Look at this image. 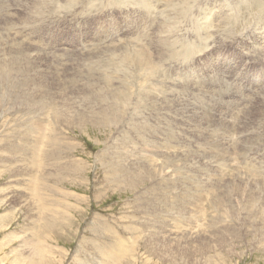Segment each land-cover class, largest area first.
Here are the masks:
<instances>
[{
	"label": "rangeland",
	"instance_id": "1",
	"mask_svg": "<svg viewBox=\"0 0 264 264\" xmlns=\"http://www.w3.org/2000/svg\"><path fill=\"white\" fill-rule=\"evenodd\" d=\"M36 1L0 0V65L18 72L21 59L30 76L0 83V264H264V98L247 93L243 99L252 102L239 101L244 113L226 128L232 113L210 103L211 73L201 67L225 57L222 70L228 69L222 78L250 70L264 84V58L248 41H235L237 31L226 35L224 15L218 20L236 5L252 21L259 20L251 5L264 0H197L192 7L196 17L189 11L185 16L171 13L165 1L153 11L154 0H74L69 8L64 7L68 0H52L59 9L54 17L46 10L30 25ZM210 11V20L203 18ZM198 18L208 22L199 27L204 34L196 31ZM165 25L176 38V57L168 62L158 60ZM104 37L109 39L100 43ZM35 40L39 45L32 46ZM182 41L207 49L184 61ZM136 52L159 61L166 95L154 94L157 75L141 77L140 86L134 78L125 81L131 88L125 97L129 105L107 113L120 118L117 128L110 122L96 127L95 112L102 121L108 110L98 109L91 84L104 86L108 70L107 90L123 86V56ZM172 77L187 87L186 94L196 93L197 114L186 108L190 95L169 92V87L180 88L168 83ZM83 113L92 121L82 123ZM217 131L229 133L236 143ZM135 171L142 177L138 187L128 175ZM232 229L241 236L231 234Z\"/></svg>",
	"mask_w": 264,
	"mask_h": 264
},
{
	"label": "bare ground",
	"instance_id": "2",
	"mask_svg": "<svg viewBox=\"0 0 264 264\" xmlns=\"http://www.w3.org/2000/svg\"><path fill=\"white\" fill-rule=\"evenodd\" d=\"M69 1V3L68 4H65L64 5V7L65 8H69V7H71L72 5V3H74V0H68ZM114 0H110V2H113ZM167 3V7L171 10V13H173V14H177V15H183V16H185V15H187L188 14V11H189V14L188 15H190L191 17H196V15L198 14V12H196L194 15H193V12L195 11V8H192L194 5L193 4H195L194 2H196L197 0H154V3H153V5H151L152 7L149 9V10H153L154 8H156L158 5H162V4H166L165 2ZM209 1V0H208ZM207 1V2H208ZM157 2V3H156ZM176 2L178 3H181V4H177L176 5ZM200 2V1H199ZM198 2V3H199ZM76 3V2H75ZM206 3V2H205ZM228 3V2H227ZM34 4V7H33V9L29 12V14L31 15V19H32V22L30 23V25H36V23H37V20L38 19H40V17H41V15L43 14V12L44 11H46V10H51L52 11V14H53V16L52 17H54V13H53V11H57V10H59V9H57L56 7H55V3H52V0H37L36 1V3H33ZM149 4V3H148ZM214 4V3H213ZM212 4V5H213ZM210 5V4H209ZM224 5V4H223ZM31 6V5H30ZM62 7H63V5H62ZM77 6H75L74 8H72L71 10H74L75 8H76ZM195 7H196V4H195ZM226 7H227V5H226ZM30 8V7H29ZM125 8V7H124ZM149 8V7H148ZM192 8V9H191ZM200 8V7H199ZM209 8V7H208ZM125 9H128V8H125ZM251 9L252 10H257L258 12L256 13V18H259V20L258 19H254L253 21H252V16H251V14H244V13H242V12H240L239 11V9H238V7H237V5H236V7H231V8H229V10H228V14H226V13H224V14H220V15H218V20H220L222 17H223V15H224V18H223V21H222V23H223V25H224V30H226L227 32V34L226 35H228L229 36V34L233 31V32H235V31H237V35H234L235 36V38H234V40L235 41H238V40H246V41H248L249 43H250V45H251V48L253 49V50H255L256 52H258L263 58H264V3H259L258 1H253V3H252V5H251ZM163 10H164V8H163ZM196 10H197V8H196ZM28 11H29V9H28ZM154 11V10H153ZM153 11H151V12H153ZM157 11V10H156ZM198 11V10H197ZM220 11V10H219ZM167 12V11H166ZM165 12V13H166ZM224 12V11H223ZM227 12V11H226ZM164 13V14H165ZM209 14H207V15H205L203 18H208L209 20H210V18L212 17V11H210V12H208ZM215 13H217V12H215ZM150 14V13H149ZM152 14V13H151ZM167 14V13H166ZM170 16V15H169ZM168 16V17H169ZM172 16H175V15H172ZM217 16V15H216ZM200 17V16H199ZM164 18H167V17H165V15H164ZM170 18V17H169ZM181 18V17H180ZM27 19V18H26ZM31 19H30V21H31ZM177 19V18H176ZM193 19V18H192ZM29 20V19H28ZM27 20V21H28ZM166 20H168V18L166 19ZM170 20V19H169ZM191 20V19H190ZM198 20V24H197V33H199V34H204L203 33V31L202 30H200V26L202 25V27L205 25L206 26V24L208 23V22H206L205 23V21H201V19L200 18H198L197 19ZM208 20V21H209ZM175 21V20H174ZM215 21V20H214ZM162 22V21H161ZM165 22V21H164ZM163 22V23H164ZM170 22V21H169ZM172 22V21H171ZM196 23H197V21H195ZM194 22V23H195ZM211 22V21H210ZM209 22V23H210ZM162 23V24H163ZM176 23V22H175ZM216 23V22H215ZM166 24H169L168 22L166 23ZM178 24V23H177ZM24 25V24H23ZM176 25V24H175ZM160 27V26H159ZM6 28V27H5ZM14 28V27H13ZM176 27H174L173 29H175ZM159 29V28H158ZM171 29V28H170ZM240 29H242V30H240ZM171 32V30H168V28H167V30H166V25H165V29L163 30V32L160 34V41L158 42V45L160 44V47H161V49L164 51L163 53H161L162 55L159 57L158 55V60L160 61H162L163 59H165L167 62H168V60L167 59H169L170 57H172L173 55H174V53L176 52V50L174 49V47L176 46L175 45V37H170L172 34L170 33ZM174 30H172V32H173ZM220 31H222V30H220ZM230 31V32H229ZM17 32V31H16ZM19 32V31H18ZM176 32V31H175ZM181 32V31H180ZM179 32V33H180ZM205 32H207V30H205ZM232 32V33H233ZM186 33V32H185ZM101 34H106V32H101ZM155 34V33H154ZM213 34V33H212ZM235 34H236V32H235ZM231 35V34H230ZM180 36H181V34H180ZM187 36V35H186ZM217 36V35H216ZM215 37V36H214ZM196 38V37H195ZM218 38H220V37H218ZM109 39V37H104V38H102L101 40H100V43H102V42H105L106 40H108ZM142 39V38H141ZM155 39V38H154ZM190 39H194L193 38V36L192 37H190ZM205 38L204 37H202L201 39H198L199 40V43H200V45L202 44V42H203V40H204ZM151 40V39H150ZM195 40V39H194ZM228 40V39H227ZM146 41V40H145ZM144 41V42H145ZM218 41V40H217ZM220 41V40H219ZM141 42H143V40L141 41ZM143 42V43H144ZM148 42V41H147ZM195 42L196 41H194L193 42V44H195ZM99 43V44H100ZM189 42L188 41H182L181 43H180V51H179V54L181 55V56H183L184 58V61H186L187 59H189L193 54H192V52H195L196 54H201L202 52H204V50L205 49H207V48H198V47H190V45L188 44ZM36 44L37 45H39V43H37V41L35 40L33 43H32V46H36ZM40 45H41V43H40ZM149 45V44H148ZM151 45V44H150ZM156 45V44H155ZM157 45V46H158ZM152 46V45H151ZM149 47V46H148ZM211 48H212V44H211V46H210ZM245 47V46H244ZM5 49V48H4ZM134 49V48H133ZM2 50V49H1ZM150 50V49H149ZM179 50V49H178ZM133 51V50H132ZM154 51V50H153ZM5 52V51H4ZM8 52V51H7ZM126 52V51H125ZM157 52V51H156ZM161 52V51H160ZM159 52V53H160ZM150 53V52H149ZM148 53V54H149ZM153 53V52H152ZM158 53V54H159ZM1 54V53H0ZM132 54V53H131ZM145 54H146V52H145ZM147 54V55H148ZM5 55H7V54H5ZM150 55V54H149ZM178 55V54H177ZM18 56V55H17ZM175 56V55H174ZM12 57V56H11ZM16 57V56H15ZM113 57H115L114 55H113ZM176 57V56H175ZM122 58V57H121ZM155 58V56L152 58V57H146V56H143L141 53H138V52H136V53H133L130 57H127V56H123V60H124V64H125V72L122 74V77H123V80H122V82L123 83H125L126 84V86H125V84L123 85V86H121V87H118V88H115L114 86V88L115 89H113L112 88V90L110 89L109 91L107 90V88H109V85H108V82L110 83V80H111V78H112V75L110 76V73H108L107 71H104L103 73H104V77H103V81H104V86H97L96 87V85H95V83L94 84H91V85H93V88L92 89H94V91L95 90H97V91H95L93 94H95V98H97L96 100L94 99V98H92V97H90L89 98V96H88V94H86L88 97H87V99H90L91 101H94L95 100V102L97 101V100H99V103L100 104H98V102L96 103V104H98V109H100V110H108V111H104V114L105 115H103V119H102V121H101V119H100V117H99V114H98V112L96 111L95 112V114L98 116V118L96 119V120H93V124L96 126V127H101L100 126V124H106V122H110V126H113V124H115L113 127H115V128H117V125H118V122L120 121V118L118 117V118H114V117H109L108 115H107V113H111V112H113V113H115V114H117L118 112H119V109L118 108H120V109H124L125 107H124V105L125 104H128V103H130L129 101H127L126 100V98L125 97H129V95H130V92H131V88H130V86L127 84V82H125V81H128V83H130V80L131 79H135V82L136 83H138V85L140 86V78L141 77H144V76H147V77H155L156 75V80H157V83H158V86H159V88H158V90L156 91V92H154V94H156V93H160V94H164V95H166V93H165V91H164V87H165V84L166 83H164L163 82V80H162V75L161 76H159L158 77V75L160 74V73H162V69H161V66H156V65H159L158 63H159V61H157L156 59H155V63H154V59ZM182 58V57H181ZM2 59V58H1ZM120 59V58H119ZM171 59V58H170ZM118 60V59H117ZM121 60V59H120ZM119 60V61H120ZM122 60V61H123ZM165 60H163V61H165ZM2 61V60H1ZM7 61V60H6ZM25 61H27V57H25ZM157 61V62H156ZM165 61V62H166ZM173 61V60H172ZM19 67H18V72L17 71H12L11 70V68H9V67H4V66H2V65H0V83H2L3 81H9L10 79H17V76L16 75H23V74H26V76H28L29 75V71H27V70H25L23 67H22V62L23 61H21V59L19 60ZM221 62V67H217L218 66V63H220ZM2 63H3V61H2ZM164 63V62H163ZM175 63H181V62H175ZM225 64H226V60H225V57H216L215 59H211L210 61H209V63H203V66H201L203 69H207V72H208V74L209 73H211V79H210V83H209V89H208V95H210L211 94V96L213 97V98H210V103H213V104H215L216 106H219V109H221L220 108V106L221 105H223L225 108H224V110H228L229 111V113H232V115H231V119L230 120H228V121H226L225 122V124H224V126L226 127V128H228L229 126H231V125H235L236 124V117L242 112V108H239V106H240V102L239 101H241V102H252V100L250 99V100H248V101H245V99H243V97H245L246 95H247V93L249 94V92H250V94H251V96H252V99H256V100H258V99H262V98H264V90H263V92L261 93V94H263L262 95V97H261V95L260 96H258V92H259V90H261L260 89V87H262V89L264 88V84L263 85H259L258 83V79L256 78L257 76H255L254 75V77H251L252 75H253V73H252V75H249L250 74V70H247V71H245V72H241V71H233L231 74H229L230 76H227V75H225V77L224 78H222L223 77V74L225 73L224 71L226 70V69H228V68H226V69H224V70H222L223 69V67L225 66ZM4 65V64H3ZM10 65V64H9ZM122 65V64H121ZM120 65V66H121ZM127 65V66H126ZM183 64H181V65H179V66H182ZM263 65V68H264V63H262L261 64V66ZM165 67V66H164ZM194 67V66H193ZM200 67V68H201ZM105 68V67H104ZM158 68V70L156 71V69ZM192 69V68H191ZM189 70V69H188ZM33 71V70H32ZM204 71V70H203ZM254 71H256V70H253V72ZM206 72V71H205ZM204 72V73H205ZM37 73V72H36ZM39 73V72H38ZM179 73V72H178ZM255 73V72H254ZM258 73V72H257ZM201 74V73H200ZM179 74H177L176 76H178ZM262 76V78H264V71L262 72V74H261ZM187 76V75H186ZM259 76H260V74H259ZM100 77V76H99ZM208 77V76H207ZM28 78H30V76H28ZM42 78V77H41ZM44 78V77H43ZM46 79V78H45ZM102 78H100L99 80H101ZM143 79V78H142ZM151 79V78H150ZM160 81H159V80ZM19 80V79H18ZM26 80V79H25ZM205 80V79H204ZM260 80V79H259ZM262 80H264V79H262ZM24 81V80H23ZM28 81V80H27ZM31 81H32V79H31ZM38 81V80H37ZM142 81V80H141ZM11 82V81H10ZM9 82V83H10ZM22 82V81H21ZM32 82H34V81H32ZM114 82V81H113ZM121 82V81H120ZM160 82H162V83H160ZM262 82V81H261ZM14 82H12V84H13ZM122 83V84H123ZM132 83V82H131ZM151 83V82H150ZM168 83H171L173 86H175V85H178V86H180V90L179 89H174V88H172V87H169L168 89H169V92L171 93V94H173V95H181V96H188V95H190V100L189 101H187L186 102V108H187V110L188 111H191V112H194V113H196L197 111H196V105L197 104H193L194 103V96L196 95V93H189V94H186V93H188V91H187V87L185 86V85H183V83H181L180 81H178L175 77H172V78H169L168 79ZM197 83V82H196ZM206 83L208 84V82L206 81ZM3 84V83H2ZM1 84V85H2ZM16 84V83H15ZM34 84V83H33ZM103 84V83H102ZM113 84V83H112ZM153 84V83H152ZM190 84V83H189ZM200 84V83H199ZM258 84V86H256ZM131 85V84H130ZM137 85V84H136ZM135 85V87H137ZM196 85V84H195ZM203 85V84H202ZM202 85H201V87H202ZM12 86V85H11ZM10 86V87H11ZM21 86H22V84H21ZM29 86V85H28ZM34 86V85H33ZM193 86V85H192ZM205 86V85H204ZM203 86V87H204ZM208 86V85H207ZM13 87V86H12ZM15 87V86H14ZM16 88H17V86H16ZM21 88V87H20ZM182 88V89H181ZM194 88V87H193ZM4 89V88H3ZM2 89V90H3ZM13 89V88H12ZM18 89V88H17ZM24 89V88H23ZM22 89V90H23ZM29 89V88H28ZM139 89V88H138ZM7 90V89H6ZM16 90V89H15ZM22 90H20V91H22ZM25 90H26V88H25ZM91 90V89H90ZM11 91V90H10ZM17 91V90H16ZM134 91H137V90H134ZM151 91V90H150ZM200 91V90H199ZM205 91V90H204ZM5 92H8V91H5ZM17 92H19V91H17ZM26 92V91H25ZM28 92V91H27ZM27 92H26V94H27ZM147 92V91H146ZM222 92V93H221ZM3 93V92H2ZM9 93V92H8ZM16 93V92H15ZM199 93V92H198ZM202 94H203V92H201ZM207 93V92H206ZM206 93H204V94H206ZM18 94V93H17ZM24 94V93H23ZM28 94H29V92H28ZM68 94V93H67ZM90 94H92V92L90 93ZM93 94L91 95V96H93ZM149 94L151 95V93L150 92H148V96H149ZM152 94H153V92H152ZM9 95V94H8ZM19 95V94H18ZM22 95V94H21ZM20 95V96H21ZM31 95V94H30ZM38 95V94H37ZM64 95V94H63ZM136 95H138V94H136ZM159 95V94H158ZM194 95V96H193ZM199 95V94H198ZM255 95H257V96H255ZM5 96H6V94H5ZM15 96V95H14ZM113 96V97H112ZM134 96V95H133ZM9 97V96H8ZM7 97V98H8ZM22 97H23V95H22ZM49 97V96H48ZM166 97H170V95H167ZM261 97V98H260ZM1 98V97H0ZM4 98V97H3ZM6 98V97H5ZM13 98V97H12ZM44 98H46V97H44ZM204 98H205V96H204ZM22 99V98H21ZM48 98H46V100H47ZM87 99H86V101H87ZM207 99V98H206ZM8 100V99H7ZM6 100V101H7ZM23 100V99H22ZM45 100V99H44ZM49 100V99H48ZM83 100V99H82ZM247 100V99H246ZM3 101V100H2ZM18 101V100H17ZM16 100H15V102H17ZM20 101V100H19ZM43 101V100H42ZM89 101V100H88ZM254 101V100H253ZM11 102V101H10ZM13 102V101H12ZM22 102V101H21ZM147 102V101H146ZM209 102V101H208ZM18 103V102H17ZM36 103V102H35ZM40 103V102H39ZM43 103V102H42ZM94 103V102H93ZM11 104V103H10ZM47 104H49V103H47ZM136 104V103H135ZM30 105V104H29ZM50 105V104H49ZM76 105V104H75ZM84 105V104H83ZM89 105V104H88ZM87 105V106H88ZM95 105V104H94ZM100 105V106H99ZM129 105V104H128ZM141 105V104H140ZM25 106H27V105H25ZM11 107V106H10ZM51 107V106H50ZM80 107V106H79ZM8 108H9V106H8ZM48 108V107H47ZM56 108H58V107H56ZM69 108H71V107H69ZM30 109V108H29ZM50 109V108H49ZM65 109V108H64ZM129 109V108H128ZM51 110H52V108H51ZM61 110V109H60ZM70 110V109H69ZM203 110H205V111H215L213 108H203ZM235 110H239V112L238 113H236V112H234ZM2 111V110H1ZM47 111H48V109H47ZM65 111V110H64ZM74 111V110H73ZM202 111V109L200 110V112ZM223 111V110H222ZM50 112V111H49ZM101 112V111H100ZM198 112H199V110H198ZM74 113H76V111L74 112ZM78 113V112H77ZM87 113H88V111H87ZM89 113H90V111H89ZM135 113V112H134ZM242 113H244V112H242ZM71 114V113H70ZM84 115H82V123H87V122H89L91 119H89V117H88V115L87 114H85V113H83ZM197 114V113H196ZM72 115H74V114H72ZM77 115V114H76ZM90 115V114H89ZM96 115H95V117H96ZM64 116V115H63ZM91 116V115H90ZM77 117H79L78 115H77ZM76 117V118H77ZM93 117H94V114H93ZM158 117V116H157ZM109 118V119H108ZM139 118H140V115H139ZM68 119V118H67ZM46 120V119H45ZM73 120V119H72ZM77 120V119H76ZM176 120V119H175ZM92 121V120H91ZM137 122V121H136ZM123 123V122H122ZM36 126V125H35ZM51 126H53V124L51 125ZM32 127V126H31ZM64 127V126H63ZM74 127V126H73ZM141 127H143V126H141ZM77 128V127H76ZM79 129V128H78ZM80 129H82V128H80ZM134 129H135V127H134ZM155 130V129H154ZM178 130V129H177ZM44 131V130H43ZM136 131V130H135ZM246 131V130H245ZM247 132V131H246ZM245 132V133H246ZM252 132V131H251ZM145 133V132H144ZM158 133V132H157ZM219 137H220V135H221V137L222 138H225V139H227L228 141H230L231 142V144H235L236 143V140H234V138L229 134V133H227V132H223V133H219V131H217V132H215ZM48 134V133H47ZM167 134V133H166ZM258 134H259V132H258ZM37 137H38V135H36ZM42 136V135H41ZM46 137V136H45ZM144 137V136H143ZM252 138V137H251ZM33 139V138H32ZM36 140V139H35ZM41 140V139H40ZM149 140V139H148ZM34 141V140H33ZM138 141V140H137ZM142 141H143V139H142ZM147 141V140H146ZM154 141V140H153ZM161 141V140H160ZM148 142V141H147ZM33 143H35V142H33ZM114 143V142H113ZM141 143V142H140ZM143 143V142H142ZM153 143H155V141L153 142ZM38 144V143H37ZM137 144H138V142H137ZM137 144H136V146H137ZM148 144V143H147ZM149 144H150V142H149ZM254 144V143H253ZM256 144V143H255ZM254 144V145H255ZM135 145V144H134ZM146 145V144H145ZM159 146H160V144H159ZM263 147V146H262ZM142 148V147H141ZM164 148V147H163ZM31 149V148H30ZM29 149V150H30ZM171 149V148H170ZM201 149V148H200ZM252 149H254V147H252ZM154 150V149H153ZM31 151V150H30ZM30 151H29V153H30ZM34 152V151H33ZM31 153H32V151H31ZM37 153V152H36ZM146 153V152H145ZM158 154V153H157ZM30 156H31V154H30ZM37 156V155H36ZM137 157V156H136ZM153 157V156H152ZM247 157V156H246ZM250 157V155L248 156V158ZM148 158V157H147ZM37 159V158H36ZM149 159V158H148ZM148 159H146V160H148ZM153 159V158H152ZM141 160V159H140ZM181 160H182V158H181ZM210 160V159H209ZM137 161V160H136ZM177 161V160H176ZM257 161V160H256ZM168 162V161H167ZM166 162V163H167ZM252 162V161H251ZM36 163V162H35ZM140 163V162H139ZM33 164V163H32ZM151 164V163H150ZM168 164H170L169 162H168ZM261 164H262V162H261ZM246 165V164H245ZM244 165V166H245ZM134 166L137 168V171H139V172H141L140 171V169L138 170V162L137 163H135L134 164ZM152 166V165H151ZM159 166V165H158ZM163 166V165H162ZM179 166V165H178ZM177 166V167H178ZM183 167H184V165H182ZM182 166H181V168H182ZM261 166V165H260ZM40 167V166H39ZM161 166H159V168H160ZM164 167V166H163ZM167 167V166H166ZM155 168V167H154ZM262 168H264V167H262ZM157 169H158V167H157ZM161 169V168H160ZM172 169V168H171ZM170 169V170H171ZM183 169H185V168H183ZM218 169V168H217ZM252 169V168H251ZM163 170V169H162ZM166 170H168V169H166ZM134 171V170H133ZM252 171V170H251ZM121 172H122V170H121ZM127 172V171H126ZM162 172V171H161ZM169 172V171H168ZM241 172V171H240ZM133 173V174H132ZM131 174H128V175H133L132 176V180L130 181L132 184H134L135 186H137L138 187V184H139V181H138V179L141 181V173H138V172H132ZM151 173H153V172H151ZM231 173V172H230ZM253 173V172H252ZM147 174H149V173H147ZM157 174V173H156ZM163 174V173H162ZM161 174V175H162ZM167 174V173H166ZM254 174V173H253ZM124 175V174H123ZM143 176V175H142ZM145 176V175H144ZM170 176V175H169ZM194 176V175H193ZM146 177V176H145ZM158 177V176H157ZM195 177V176H194ZM153 178V177H152ZM169 178V177H168ZM255 179V178H254ZM151 181H152V179H151ZM154 181V180H153ZM169 182L171 181V180H168ZM214 181V180H213ZM162 182V181H161ZM196 182H197V180H196ZM195 182V183H196ZM207 182V181H206ZM197 184H199V183H197ZM152 186V185H151ZM158 186V185H157ZM161 186V185H160ZM192 186V185H191ZM256 186V185H255ZM195 188H196V186H195ZM235 188V187H234ZM207 189V188H206ZM209 189V188H208ZM233 189V188H232ZM41 193V192H40ZM209 193V192H208ZM206 195V194H205ZM214 195V194H213ZM212 195V196H213ZM242 196V195H241ZM155 198V197H154ZM261 199V198H260ZM151 200H153V199H151ZM150 200V202L152 203V201ZM155 200H156V198H155ZM154 200V201H155ZM208 200V199H207ZM251 200V199H250ZM256 200V199H255ZM262 200V199H261ZM258 201V200H257ZM196 204H197V202H195ZM207 203H209V202H207ZM211 203V202H210ZM215 203V202H214ZM213 203V204H214ZM223 203V202H222ZM258 203V202H257ZM37 204V203H36ZM150 204H148V206H149ZM216 205H218V204H216ZM220 205V204H219ZM256 205V204H255ZM151 206V205H150ZM156 206V205H155ZM155 206H153L152 205V215H154V213H153V211L155 210V208H154V210H153V207H155ZM212 206H214V205H212ZM217 207V206H216ZM257 207V206H256ZM262 206H260V208H261ZM157 208V207H156ZM208 208H209V206H208ZM224 208V207H223ZM199 209V208H198ZM214 209V208H213ZM217 209V208H216ZM257 210H259V209H257ZM260 210H264V209H260ZM201 211V210H200ZM155 213H157V212H155ZM253 213V212H252ZM258 213H260V212H258ZM239 214V213H238ZM256 215V214H255ZM156 217V216H155ZM249 219H250V217H249ZM155 220H157V219H155ZM159 220V219H158ZM197 220H195V222H196ZM195 222L194 223H192V224H194L195 225ZM153 223V222H152ZM175 223H177L178 224V226L180 225V223H178L177 221L175 222ZM185 223V222H184ZM191 223V222H190ZM245 223V222H244ZM247 223V222H246ZM159 222H157L156 224H155V229L159 226ZM247 224H249V223H247ZM186 225H188V224H186ZM250 225V224H249ZM254 225V224H253ZM264 225V224H263ZM251 227V226H250ZM177 228V227H176ZM157 230V229H156ZM235 229H232L231 230V234L233 233L234 234V231ZM189 231V230H188ZM195 231V230H194ZM237 231V230H236ZM257 231V228H256V230H255V232H254V234L255 233H257L258 234V232H256ZM259 231V230H258ZM196 232V231H195ZM238 232H240V231H238ZM187 233V232H186ZM190 233H193V229H192V232H190ZM227 233V232H226ZM226 233H223L222 235H226ZM252 233H253V230H252ZM251 233V234H252ZM264 233V232H263ZM253 234V235H254ZM260 234V233H259ZM173 235V234H172ZM180 235V234H179ZM230 235V234H229ZM227 236V237H229L230 238V236ZM236 237H240L241 236V234H234ZM243 235V234H242ZM187 236V235H186ZM153 237H155V239L156 240H159L158 239V235H156V234H153ZM178 237V236H177ZM242 239H243V237H241ZM222 239H224V238H222ZM227 239V238H226ZM258 239V238H257ZM152 240H153V238H152ZM230 240H231V238H230ZM260 241V240H259ZM158 243V242H157ZM156 244V243H155ZM41 245V244H40ZM259 245V244H258ZM260 249V248H259ZM128 252V251H127ZM41 254V253H40Z\"/></svg>",
	"mask_w": 264,
	"mask_h": 264
}]
</instances>
